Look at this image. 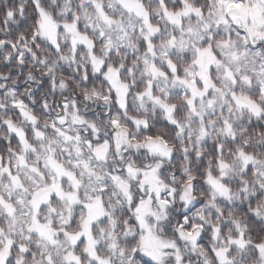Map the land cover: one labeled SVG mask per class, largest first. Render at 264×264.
<instances>
[{
  "label": "snow or ice",
  "instance_id": "1",
  "mask_svg": "<svg viewBox=\"0 0 264 264\" xmlns=\"http://www.w3.org/2000/svg\"><path fill=\"white\" fill-rule=\"evenodd\" d=\"M0 264H264V0H0Z\"/></svg>",
  "mask_w": 264,
  "mask_h": 264
}]
</instances>
